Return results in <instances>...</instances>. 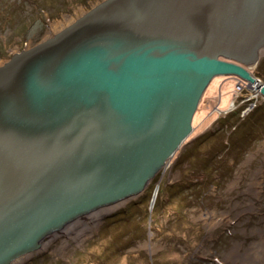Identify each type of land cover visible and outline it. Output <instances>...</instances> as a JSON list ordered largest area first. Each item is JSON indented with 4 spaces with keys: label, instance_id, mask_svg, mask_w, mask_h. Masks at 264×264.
<instances>
[{
    "label": "water",
    "instance_id": "obj_1",
    "mask_svg": "<svg viewBox=\"0 0 264 264\" xmlns=\"http://www.w3.org/2000/svg\"><path fill=\"white\" fill-rule=\"evenodd\" d=\"M262 50L264 0H100L13 52L0 63V264L142 195L211 81L252 87Z\"/></svg>",
    "mask_w": 264,
    "mask_h": 264
},
{
    "label": "rangeland",
    "instance_id": "obj_2",
    "mask_svg": "<svg viewBox=\"0 0 264 264\" xmlns=\"http://www.w3.org/2000/svg\"><path fill=\"white\" fill-rule=\"evenodd\" d=\"M98 1L0 0V63ZM252 73L264 83V53ZM247 86L213 79L191 134L142 195L14 264H264V98Z\"/></svg>",
    "mask_w": 264,
    "mask_h": 264
},
{
    "label": "bare ground",
    "instance_id": "obj_3",
    "mask_svg": "<svg viewBox=\"0 0 264 264\" xmlns=\"http://www.w3.org/2000/svg\"><path fill=\"white\" fill-rule=\"evenodd\" d=\"M69 23V22H68ZM67 24V23H66ZM65 25V24H64ZM63 26V25H62ZM62 26H60L59 28L57 27V26H52V25H50V28L51 29H53L54 30V32L56 31L55 29H60ZM57 27V28H56ZM51 34V33H50ZM16 52V51H15ZM262 53H264V50H262ZM239 81H241V80H239ZM258 82H256L255 84H253L252 85V87H250V86H248L250 89H251V91H255L256 90V92H258V90L259 89H257V86L258 85H260V84H264V83H262L260 80H257ZM242 82H244V81H242ZM246 83V82H245ZM225 97V101H224V103L226 102V100H227V95H223L222 96V99ZM232 104H233V102L230 104V106H229V111L231 110V108H232ZM156 200V198L154 199V201ZM123 204H125V203H122V204H116V205H113V206H110V207H107V208H104V209H102V210H99V211H97L96 213H94V214H92V215H89L87 218H89V219H91V222H95V221H97L101 216H104L105 214H107V213H110V212H112V211H114V210H116L117 208H119L121 205H123ZM81 220V219H80ZM74 223H72L71 225H69V226H67V227H64L62 230H60L59 232H56V233H53V234H51V235H49L44 241H46V240H49V239H52L54 236H56L57 234H63L64 236L65 235H68L69 233H70V231H71V226L73 225ZM43 241V242H44ZM43 242H42V244H43ZM24 258V257H23ZM23 258H20V259H23ZM19 259H17L15 262H13L12 264H14V263H16L17 261H18Z\"/></svg>",
    "mask_w": 264,
    "mask_h": 264
},
{
    "label": "built area",
    "instance_id": "obj_4",
    "mask_svg": "<svg viewBox=\"0 0 264 264\" xmlns=\"http://www.w3.org/2000/svg\"><path fill=\"white\" fill-rule=\"evenodd\" d=\"M245 87L242 86L241 84H237L236 86V91H238L239 93L242 91V89H244ZM255 93H258L255 91ZM259 94V93H258ZM232 106H234V103L232 104ZM233 108V107H232Z\"/></svg>",
    "mask_w": 264,
    "mask_h": 264
},
{
    "label": "trees",
    "instance_id": "obj_5",
    "mask_svg": "<svg viewBox=\"0 0 264 264\" xmlns=\"http://www.w3.org/2000/svg\"><path fill=\"white\" fill-rule=\"evenodd\" d=\"M258 111H260V110L258 109V110H256L255 112H252V114L249 115V117L246 119V121H247V120L251 121V120L254 118V115H255ZM263 111H264V110H262V112H263ZM256 115H257V114H256Z\"/></svg>",
    "mask_w": 264,
    "mask_h": 264
},
{
    "label": "crops",
    "instance_id": "obj_6",
    "mask_svg": "<svg viewBox=\"0 0 264 264\" xmlns=\"http://www.w3.org/2000/svg\"><path fill=\"white\" fill-rule=\"evenodd\" d=\"M228 100H229V96H228V98H227L226 102H228ZM226 102H225V103H226Z\"/></svg>",
    "mask_w": 264,
    "mask_h": 264
}]
</instances>
